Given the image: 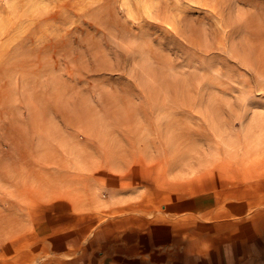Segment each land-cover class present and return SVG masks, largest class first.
Instances as JSON below:
<instances>
[{
    "label": "rangeland",
    "instance_id": "374dc122",
    "mask_svg": "<svg viewBox=\"0 0 264 264\" xmlns=\"http://www.w3.org/2000/svg\"><path fill=\"white\" fill-rule=\"evenodd\" d=\"M73 1L50 10L59 32L49 49L69 36L81 54L71 68L50 70V101L80 124L67 128L52 112L62 144L51 149L82 176L92 162L104 177L91 176L88 189L59 182L54 192L35 177L13 211L0 206V264H62L51 243L79 228L83 247L161 226L167 237L240 222L262 232L264 84L245 96L254 80L223 48L234 22L264 17V0H78L77 26L66 20Z\"/></svg>",
    "mask_w": 264,
    "mask_h": 264
},
{
    "label": "bare ground",
    "instance_id": "6f19581e",
    "mask_svg": "<svg viewBox=\"0 0 264 264\" xmlns=\"http://www.w3.org/2000/svg\"><path fill=\"white\" fill-rule=\"evenodd\" d=\"M56 2L61 0H0V42L4 41L0 43V206L3 210L13 211L17 207L20 191L24 195L31 193L35 177L41 182L38 188L47 183L53 192L64 187L59 182L80 181L88 189L91 176L95 175L96 181L104 177L99 170L94 172L92 162L84 165V171L90 174L82 176L83 169L68 165L51 149L52 141L62 144V133L50 130L52 112L67 128L80 124L79 119L74 120L62 106L50 101L56 97L50 88V70L71 68L81 56L78 41L73 43L69 36L67 45L59 51L48 47V42L59 32L48 21ZM72 6L74 14H68L66 20L71 19L72 25L77 26L79 1L74 0ZM66 32L61 28L60 33ZM225 41L223 51H229L234 63L246 69L254 80V85L250 80L244 82L249 89L245 96L254 88L260 90L264 84V17L251 16L234 22ZM68 137L75 135L67 134ZM90 141L94 145L95 140ZM88 156L83 155L82 159ZM52 165L54 171L47 170ZM37 166L43 171L36 170ZM245 174L251 177L248 172ZM241 179L248 183L244 175Z\"/></svg>",
    "mask_w": 264,
    "mask_h": 264
},
{
    "label": "crops",
    "instance_id": "0c3cea01",
    "mask_svg": "<svg viewBox=\"0 0 264 264\" xmlns=\"http://www.w3.org/2000/svg\"><path fill=\"white\" fill-rule=\"evenodd\" d=\"M83 228V226H80ZM209 224L197 230L166 236L164 227L140 233L131 240H112L92 245L87 233L67 230L51 248L63 258L62 264H264V230L252 222L212 231ZM259 228V229H258ZM183 231V230H180Z\"/></svg>",
    "mask_w": 264,
    "mask_h": 264
}]
</instances>
